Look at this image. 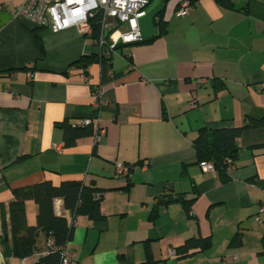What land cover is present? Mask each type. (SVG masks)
Listing matches in <instances>:
<instances>
[{"label": "crops", "instance_id": "1", "mask_svg": "<svg viewBox=\"0 0 264 264\" xmlns=\"http://www.w3.org/2000/svg\"><path fill=\"white\" fill-rule=\"evenodd\" d=\"M23 1L0 0V234L13 188L74 179L102 190L105 218H75L64 247L70 264H140L146 244L149 264H264V0H228L231 7L196 0L185 15L176 14L181 0H147L142 41L103 61L75 27L53 32L14 18ZM158 12L166 31L153 37ZM96 88L98 124L65 146L59 123L92 117ZM248 118L263 123L236 139L237 159L221 182L195 162L191 140L200 127L241 126ZM116 161L132 164L127 177L115 175ZM192 187L191 216L170 203L149 217L161 194L189 198ZM24 207L34 224L35 203ZM53 210L70 220L60 199ZM236 233L240 244L229 247ZM189 237H209L210 246L167 256ZM45 248L42 234L25 258L4 256L0 243V264H30Z\"/></svg>", "mask_w": 264, "mask_h": 264}, {"label": "trees", "instance_id": "2", "mask_svg": "<svg viewBox=\"0 0 264 264\" xmlns=\"http://www.w3.org/2000/svg\"><path fill=\"white\" fill-rule=\"evenodd\" d=\"M196 1V0H191ZM224 7H231L228 0H218ZM157 37L165 33V22L160 13L155 16ZM36 28L33 29L35 31ZM32 39L35 46L40 50L42 44L40 37L33 32ZM152 39V38H151ZM150 39V40H151ZM123 46L118 44L117 48ZM85 59L81 57L78 61ZM95 56H89L87 60H93ZM103 61V60H101ZM263 123L262 118H248L241 126L235 127H200L196 135L191 140V145L195 151V162H212L215 172L221 182L229 179L227 168L237 159L238 147L236 139L245 129L256 128ZM62 129L63 143L71 146L81 135L91 133L92 123L83 125L80 122L71 123L62 121L59 123ZM264 147V143L261 144ZM132 168V164L127 163ZM186 164H182L184 167ZM129 169V171H130ZM125 175L126 177L129 174ZM126 185V189L128 188ZM192 197L187 198L185 193L172 194L165 192L157 197L151 207L149 217L155 218L159 207H165L170 203H179L188 216H191L190 206L196 197L195 189ZM12 199L8 202V221L1 218L0 243L4 256L25 258L30 256L36 249V241L40 234L45 238L49 246L45 252L30 264H60L64 255V247L69 241L73 229V223L77 216H86L91 221H100L105 218L100 210L102 190L94 186L92 182L85 183L80 180H63L58 184H53L49 180L39 181L33 184L16 187L11 190ZM62 201L63 208L69 212L70 220L63 215H57L53 210L54 199ZM26 200H32L37 208L35 223L29 225L25 220ZM2 208V204H0ZM9 234V239L5 236ZM240 244L238 233L234 234L228 242L229 247ZM210 246L209 237H189L174 249L175 257H183L192 254L194 251H203ZM152 256L149 245H145V260L140 264H149Z\"/></svg>", "mask_w": 264, "mask_h": 264}, {"label": "built area", "instance_id": "3", "mask_svg": "<svg viewBox=\"0 0 264 264\" xmlns=\"http://www.w3.org/2000/svg\"><path fill=\"white\" fill-rule=\"evenodd\" d=\"M196 1L181 0L176 9L177 15H185ZM6 4H1L4 7ZM147 0H24L15 6L14 18L30 21L37 27L48 28L53 32L75 27L84 36L93 39L98 47L99 60H108L117 50V45H128L142 41L139 19L145 15ZM128 56V54H127ZM85 79L86 75L81 74ZM198 83L204 80L199 78ZM95 112L92 117L81 118L83 125L99 121L100 88L93 90ZM189 106H195V100H188ZM102 128L95 127L94 138L98 139ZM199 166L206 171H214L212 162L202 161ZM130 166L123 161L114 163L116 176H125ZM264 207L260 209L263 210ZM46 243V248L49 246ZM167 256H174V250L168 248ZM60 264H70V258L63 255Z\"/></svg>", "mask_w": 264, "mask_h": 264}]
</instances>
